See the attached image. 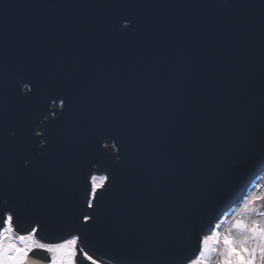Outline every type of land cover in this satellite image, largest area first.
<instances>
[{
	"label": "water",
	"instance_id": "1",
	"mask_svg": "<svg viewBox=\"0 0 264 264\" xmlns=\"http://www.w3.org/2000/svg\"><path fill=\"white\" fill-rule=\"evenodd\" d=\"M263 174L264 0H0V216L21 233L79 236L77 264H186Z\"/></svg>",
	"mask_w": 264,
	"mask_h": 264
},
{
	"label": "snow or ice",
	"instance_id": "2",
	"mask_svg": "<svg viewBox=\"0 0 264 264\" xmlns=\"http://www.w3.org/2000/svg\"><path fill=\"white\" fill-rule=\"evenodd\" d=\"M24 87L28 88V85L25 84ZM64 103L63 100L60 101L62 107ZM108 180V176L103 175L91 177L87 206L93 211V201L97 199L99 190L105 189ZM262 199L264 197H253L244 203V208L247 209L250 204ZM92 218L91 215H85L83 221L88 224ZM13 225L14 215L8 210L6 214L0 216V264H30L29 253L34 250L51 254V264H76L79 236H73L59 243H44L36 238L37 228L24 235H17ZM219 227L220 225L217 224L215 230L210 229V235L199 238L197 252L187 259L186 264H213V254L218 252L222 257L218 264H264V223L253 222L250 225L237 219L233 228L242 234L239 240L230 233L222 235L218 231ZM249 241H254V246H248ZM221 243L222 247H220ZM79 251L90 264H100L83 248Z\"/></svg>",
	"mask_w": 264,
	"mask_h": 264
},
{
	"label": "rangeland",
	"instance_id": "3",
	"mask_svg": "<svg viewBox=\"0 0 264 264\" xmlns=\"http://www.w3.org/2000/svg\"><path fill=\"white\" fill-rule=\"evenodd\" d=\"M95 176H102V175L96 174ZM256 196L264 197V174L261 177H259V179L255 182L254 186L249 191L248 195L242 201V203L236 206L230 212H228L225 215V217L217 223L218 225H220L218 231L222 235L230 233L237 240L242 238V234L239 233L235 228H233V224L235 223L237 219L243 220L244 222L250 225L253 222L264 223V215H260V213H264V199L256 200L255 203L250 204L247 209L244 208V203L247 200L253 197H256ZM254 244H255L254 241L248 242V246L250 247L254 246ZM220 247H222V243ZM221 259L222 257L219 252L216 254H213V264H218V262ZM49 264H51V262Z\"/></svg>",
	"mask_w": 264,
	"mask_h": 264
},
{
	"label": "flooded vegetation",
	"instance_id": "4",
	"mask_svg": "<svg viewBox=\"0 0 264 264\" xmlns=\"http://www.w3.org/2000/svg\"><path fill=\"white\" fill-rule=\"evenodd\" d=\"M13 227H14V229H15L17 235H24V234L21 233L18 229H16L15 225H13ZM35 228H37V227H35ZM36 238H37V237H36ZM30 253H31V252H30Z\"/></svg>",
	"mask_w": 264,
	"mask_h": 264
}]
</instances>
